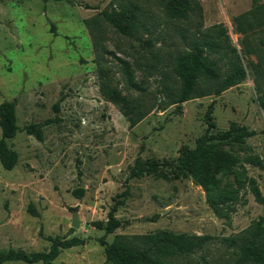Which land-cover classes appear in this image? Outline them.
Returning <instances> with one entry per match:
<instances>
[{"label":"rangeland","instance_id":"1","mask_svg":"<svg viewBox=\"0 0 264 264\" xmlns=\"http://www.w3.org/2000/svg\"><path fill=\"white\" fill-rule=\"evenodd\" d=\"M189 2L190 8L164 0H0V103L15 102L19 126L8 141L18 153L15 166L6 169L0 160V254L46 252L55 238L83 240L50 262L0 264H103L106 246L119 237L138 243L141 235L168 232L214 237L175 264H264L256 261L261 252L251 248L245 257L239 246L221 242L242 237L264 214L254 194L264 195V0ZM107 14L133 35L118 32ZM220 30L225 35L217 39ZM225 36L246 78L220 94L203 83L202 95L172 103L176 56L196 38L219 43ZM230 49L211 52L222 73ZM118 58L130 63L141 89L128 88ZM102 80L142 102L147 113L137 124L105 97ZM233 123L253 132L243 144L205 139ZM31 124L41 139L26 131ZM198 139L234 160L211 169L207 187L190 175L129 177L133 167L175 159ZM126 187L115 213L121 225L111 233L95 227Z\"/></svg>","mask_w":264,"mask_h":264},{"label":"trees","instance_id":"2","mask_svg":"<svg viewBox=\"0 0 264 264\" xmlns=\"http://www.w3.org/2000/svg\"><path fill=\"white\" fill-rule=\"evenodd\" d=\"M164 1L169 5H180L184 8H190L189 0ZM106 19L118 32L127 36L133 35V28L121 22L118 18L107 14ZM216 35L217 39H220L221 35H225L224 30H220ZM226 40V36L219 43L217 40L200 41L196 38L193 40L192 48L187 53L176 56L174 71L179 78V87L176 91H171L172 103L184 102L202 95L203 92L200 87L203 83L205 84L203 87L207 89L206 91L220 94L246 78L247 70L241 61L240 55L236 53L234 48H229ZM221 49L233 51L232 55L227 59V69L224 73L221 72L218 59L211 56V52H214V50L218 52ZM222 58L221 56L220 59ZM118 62L128 88L132 90L141 89L133 78L130 63L121 58H118ZM100 88L105 97L118 105L123 113L127 115L130 126L137 124L147 113L143 109L142 102H138L128 95L121 94L109 81L102 80ZM262 103L264 105V101ZM0 128V160L6 169H11L17 162L18 153L9 146L8 141L19 130L16 106L12 100H4L0 103ZM26 131L30 134L36 133L39 139L42 138L41 129L36 130L34 124L26 127ZM252 133L247 127L233 123L228 130L211 134L205 139L210 143L243 144ZM205 139H198L194 149L186 151L175 159L165 161L150 160L144 168L133 167L129 172V177L154 174L157 177L169 179L190 175L196 182L207 187L206 179L211 169L214 171L225 169L234 160L230 156L214 151L211 146H205L203 144ZM206 160L211 162L213 168H211L209 163H206ZM203 163L206 164V167L202 165ZM162 167H170V170H165ZM75 193L80 198L83 196L84 189L78 188ZM128 194L129 188L126 187L119 195L122 198L116 199L111 206L106 221L97 220L93 222V225L98 229L105 230L106 233H111L118 228L122 222L115 213L118 207L124 203ZM254 194L256 199L264 206V195L258 189L254 190ZM29 210L34 215H38V212L31 204ZM139 239L140 241L136 243L128 241L125 237H119L110 246H106V261L103 264H175L174 258L176 256L193 253L206 246L214 237L208 234L188 235L186 233L168 232L161 236L145 234L141 235ZM82 242V239L75 237L62 240L55 238L50 249L46 252L27 254L24 251L10 249L8 252L0 254V262L6 259L27 262H50L59 255L61 249L69 248ZM221 242L226 243L228 246H239L242 255L245 257L251 254V248L255 249L261 252L256 261L264 262V214L242 237H224Z\"/></svg>","mask_w":264,"mask_h":264},{"label":"water","instance_id":"3","mask_svg":"<svg viewBox=\"0 0 264 264\" xmlns=\"http://www.w3.org/2000/svg\"><path fill=\"white\" fill-rule=\"evenodd\" d=\"M72 225L75 226V227L78 226L79 225L78 220L74 219Z\"/></svg>","mask_w":264,"mask_h":264}]
</instances>
